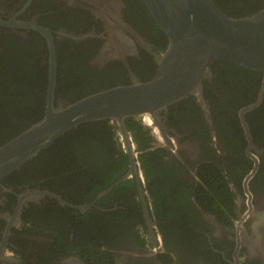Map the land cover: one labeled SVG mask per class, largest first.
<instances>
[{
    "label": "flooded vegetation",
    "instance_id": "flooded-vegetation-1",
    "mask_svg": "<svg viewBox=\"0 0 264 264\" xmlns=\"http://www.w3.org/2000/svg\"><path fill=\"white\" fill-rule=\"evenodd\" d=\"M34 25L53 37L55 104L134 79L149 80L157 69L155 55L167 45L143 0H0V70L17 80L9 78L4 91L35 93L28 101L34 115L18 117L26 125L21 131L38 119L40 93L44 110L49 75L47 40ZM7 58L14 65L8 67ZM212 73L201 96H189L156 114L161 141L142 119L126 118L141 126L148 150L165 151L158 158L167 180L157 188L166 209L159 214L153 209L148 188L155 176L145 177L137 156L138 176L120 180L131 162L119 125L108 122L107 136L114 134L121 154L115 149L108 160L95 156L92 163L79 142H70L69 151H79L81 158L77 153L63 158L54 151L65 149H51L52 143L0 180V264H264V239L259 236L264 224V136L255 141L247 123L255 119L249 113L263 102L264 92L262 102L244 113L251 147L239 118L240 109L255 102L262 77L255 99L237 110L243 134L236 141L227 121L229 102L237 95L233 79L213 66ZM10 138H0V145ZM119 159L126 160L120 175L86 199L82 173ZM214 167L227 184L222 210H207L199 202V193L209 190ZM185 220L192 222L189 234L183 231Z\"/></svg>",
    "mask_w": 264,
    "mask_h": 264
},
{
    "label": "water",
    "instance_id": "water-1",
    "mask_svg": "<svg viewBox=\"0 0 264 264\" xmlns=\"http://www.w3.org/2000/svg\"><path fill=\"white\" fill-rule=\"evenodd\" d=\"M143 3L167 41L164 52L155 55L157 69L153 77L147 81L134 79L130 84L116 85L66 103H54L56 53L53 37L50 30L34 25L45 36L48 47L49 75L43 116L0 145V180L69 130L101 120L118 124L122 132L131 168L120 180L130 174L137 177L135 144L130 141L124 120L138 117L154 122L156 114L170 105L192 95L201 96L204 82L214 77L212 66L217 61L262 73L255 102L239 111L251 147L244 113L262 102L264 92V8L232 17L214 0H143ZM153 125L159 127L155 122ZM106 192L108 190L101 195ZM260 228L262 234L259 236L264 239V224ZM262 247L264 251V245Z\"/></svg>",
    "mask_w": 264,
    "mask_h": 264
},
{
    "label": "trees",
    "instance_id": "trees-1",
    "mask_svg": "<svg viewBox=\"0 0 264 264\" xmlns=\"http://www.w3.org/2000/svg\"><path fill=\"white\" fill-rule=\"evenodd\" d=\"M214 1L224 13L232 17L249 15L264 8V0ZM160 32L165 38V35L162 33V31ZM0 54H2V52H0ZM1 56L0 67L1 63H4ZM7 61V66H10L11 64L14 65V63L10 61V59L7 58ZM213 67L215 69L220 68L224 70L227 77H232L233 79V93H236L237 95L229 102L228 107L230 108L231 113L229 114L227 121H231L229 129H231L232 133H236L230 135L232 136V139H235L236 141H242L243 131L238 125L239 119L236 113L241 106L247 105L255 99L257 95L256 92L260 85L262 73L258 71L243 69L235 64L221 61L215 62L213 64ZM9 78H11V83L12 81L17 82L16 79H13V77L9 76L7 73L5 74L4 71L0 70V138H10L14 134L20 132L24 128V126H26L23 125L22 122L18 121V117L20 114H23L24 118L29 114L34 115V112L32 113V109L30 110L31 104L28 103V101L31 96H34L35 93H6L4 91V85L7 82H10ZM16 87H18V84L16 85ZM40 94L43 95L44 93ZM42 95L38 98V101L41 104L36 111L38 118L37 120H39L43 116L42 106L44 99ZM79 98L80 95L76 94L72 96L69 101L77 100ZM252 113H255V115L253 116L255 119L251 120L253 123L256 122V124L251 123L250 119L247 120V123L248 125H250L252 131L251 133L254 134V140L256 141V138L261 139V137L264 136V126H262V123H264V100L257 108L249 113V117ZM108 122V120H101L81 124L78 127L69 130L64 135L58 137L53 142L50 148L52 149V147H54L55 149H65V151L63 152H61L60 150L54 151V153H61V156L63 158H66V153H77V156L79 157V151H73L74 149L69 151L71 145L70 142H79L81 145L80 147L83 150L82 152L89 154L87 161L96 163L94 161L95 159L93 158L95 156H98L101 160H108L109 158H111V154L115 152V149H117L118 154H121L122 152V150L119 149L118 146H116L117 140H114V134H112L111 136H107L106 132L111 126ZM126 122L128 123L127 127L132 132L134 141L137 144L136 151L140 168L144 172L146 178L151 175H153V177L155 176V178L152 180V184L148 188V194L149 199L152 201L153 209H157L156 213L159 214L162 208L166 209V207L164 206L166 202L164 201V195H162V191H160L157 187L160 181L167 179L162 173L164 164L160 161L158 155L165 153V151L162 148H158L156 150H148L150 148V144L149 141L144 138L143 134L145 133H142L143 130L141 126L134 121H129L128 119H126ZM115 130L116 128L114 129V132ZM76 138H78V140ZM262 139L264 140V138ZM103 156H105L104 158L106 159H104ZM79 158H81V156ZM125 167L126 160L119 159L116 162H111L108 164L105 163L101 166L98 165L92 168H87L84 173H82L84 174L82 177L83 179L85 178L86 182V190H83L84 197L86 199H89L90 197L96 195L102 189L109 186L110 183H112L113 180H115L118 175H120ZM214 170L215 172L213 174L210 173L208 177V180L212 182L208 185L209 190L203 189L199 193V202L201 203V206H203L207 210H222L221 206L219 205L220 202L224 200L223 196L226 194L225 187L227 186V184L226 180L222 179V177L218 175L219 173L216 172L217 169L215 167L213 168V171ZM126 184H128V182ZM220 185H222V187H220ZM226 202L227 198L225 200V203ZM190 220H185L186 223L184 225L183 231L186 232V234L191 233L192 222Z\"/></svg>",
    "mask_w": 264,
    "mask_h": 264
},
{
    "label": "clouds",
    "instance_id": "clouds-1",
    "mask_svg": "<svg viewBox=\"0 0 264 264\" xmlns=\"http://www.w3.org/2000/svg\"><path fill=\"white\" fill-rule=\"evenodd\" d=\"M143 122H144V125L151 131L152 135L155 137L154 139L156 141H161V138L159 136L157 127L153 125V122L152 121H149L150 124H147L148 122H147L146 118L143 119ZM134 150L137 153L136 147H135Z\"/></svg>",
    "mask_w": 264,
    "mask_h": 264
},
{
    "label": "bare ground",
    "instance_id": "bare-ground-1",
    "mask_svg": "<svg viewBox=\"0 0 264 264\" xmlns=\"http://www.w3.org/2000/svg\"><path fill=\"white\" fill-rule=\"evenodd\" d=\"M147 119H149V118H147ZM148 124V123H147Z\"/></svg>",
    "mask_w": 264,
    "mask_h": 264
}]
</instances>
